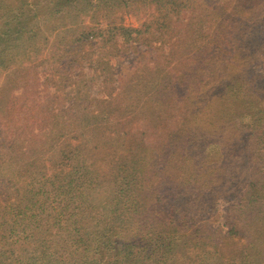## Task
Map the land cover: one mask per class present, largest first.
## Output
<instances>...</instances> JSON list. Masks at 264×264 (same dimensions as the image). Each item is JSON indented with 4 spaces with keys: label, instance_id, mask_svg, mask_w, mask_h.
I'll use <instances>...</instances> for the list:
<instances>
[{
    "label": "trees",
    "instance_id": "trees-1",
    "mask_svg": "<svg viewBox=\"0 0 264 264\" xmlns=\"http://www.w3.org/2000/svg\"><path fill=\"white\" fill-rule=\"evenodd\" d=\"M80 1L0 0V68L20 62L0 85V264H264V78L249 71V60L264 67V0H149L159 46L184 61H168L159 88L144 81L161 98L152 110L153 92L152 111L138 113L141 89L123 81L94 100L77 93L65 111L58 94L45 100L56 87L29 61L53 29L45 35L39 20ZM128 1L83 0L94 14ZM111 30L120 43L149 32ZM224 197L234 203L221 231L212 220ZM20 233L30 246L15 247Z\"/></svg>",
    "mask_w": 264,
    "mask_h": 264
},
{
    "label": "rangeland",
    "instance_id": "rangeland-1",
    "mask_svg": "<svg viewBox=\"0 0 264 264\" xmlns=\"http://www.w3.org/2000/svg\"><path fill=\"white\" fill-rule=\"evenodd\" d=\"M157 10V5L151 3L149 0H129L125 5L115 2L112 8H100L94 14L93 10H88V8L84 7V2L81 0L80 5L68 7L62 13L54 15L53 18L47 15L50 17L51 23L46 24V26H43V21L39 20L41 30L45 35L53 29L50 35V39H53L52 43L47 45L41 53L34 57V63L29 61L31 68L36 69L35 72L39 75L40 82L51 83L56 87L51 92H48V90L45 92V94L49 95L47 98L45 97V100L53 97L52 93L58 94L59 96L55 104L60 111H65L69 105L68 99L72 96L76 97L77 93L78 96L94 100L93 97L100 98L103 94L105 96V92H108L106 85H115L117 81H120V83L123 81L124 83H128L126 89L130 93L137 87L141 89L140 96L138 97L139 102L134 103L135 105L131 109L134 108L136 113L139 111V105H144L147 112L157 109V104L159 105L161 98L159 90L153 89L154 86H149L150 81L146 86L144 81H154V83L158 84L159 88V71H163L165 65L168 66V61H184L183 58L176 60L178 55H173L174 50L169 45L168 47L159 46V22L155 19V16L158 15ZM145 21L146 23H144ZM90 26L92 28L88 29L87 27ZM114 26L147 28L149 32H142V36L133 34L132 37L134 39H131L130 36V39L125 42L119 37L122 40L120 43L115 42L112 38L115 31L111 30L108 32ZM82 30H85L86 34L80 33ZM94 31L104 33L108 41L104 40L100 42L102 37L96 35ZM152 33H155V36ZM81 40H84V42L80 43L79 41ZM147 42L149 45H145ZM187 49H182L183 54ZM83 53L86 55L84 58H82ZM18 57L16 56L15 61L7 62L6 66L9 65L8 68H5L6 66L0 68V85H4L6 78L14 74L11 73V70L20 65ZM249 61H251L249 62V71L257 75L255 79H258L260 76L259 80H263L261 77L263 76L262 78H264V67L255 64L260 59ZM96 63L99 64L97 67L95 66ZM182 64L184 65V63ZM107 68L113 73L111 78L115 82L111 80L107 84L104 82V70ZM118 73H121V75ZM20 75L23 74L20 73ZM139 81L142 85H140ZM83 83L86 84L83 85ZM246 87H249L248 84L244 85L245 95L251 97L252 93ZM153 92L154 95H157L151 98V104L149 103L152 108L151 110L146 102L148 103L147 99ZM100 93L102 94L99 95ZM6 94L7 92L3 91L2 100H4ZM45 100L43 99L44 102ZM260 106L264 109V99H260ZM76 111L77 108H72L68 113H76ZM0 122V139H2V123L5 122L3 116H0ZM138 126L134 122L130 131L135 133L139 128ZM218 148L219 144L217 142L210 143L206 148V157L211 161L217 159L219 157ZM86 155L88 156L87 153ZM91 160L89 158V161ZM233 203L234 200L229 197L218 198L215 201L214 219L212 220L214 228L221 231L227 229L229 220L228 210ZM7 211L9 212L7 217H11L15 213L14 210L10 209H7ZM15 238H18L15 247L20 243L23 246H30L32 244L31 239L24 238L22 233L16 234ZM59 238L66 239L64 236ZM53 239L54 235H51L49 240L52 241ZM61 249L60 254L67 255L66 251Z\"/></svg>",
    "mask_w": 264,
    "mask_h": 264
}]
</instances>
